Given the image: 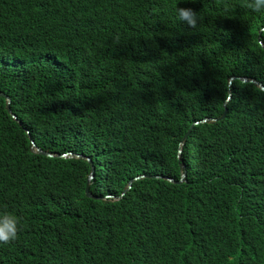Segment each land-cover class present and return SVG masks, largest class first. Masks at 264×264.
<instances>
[{
    "label": "trees",
    "instance_id": "16d2710c",
    "mask_svg": "<svg viewBox=\"0 0 264 264\" xmlns=\"http://www.w3.org/2000/svg\"><path fill=\"white\" fill-rule=\"evenodd\" d=\"M251 2L0 0V264H264V91L230 81L264 85Z\"/></svg>",
    "mask_w": 264,
    "mask_h": 264
},
{
    "label": "clouds",
    "instance_id": "9594fccd",
    "mask_svg": "<svg viewBox=\"0 0 264 264\" xmlns=\"http://www.w3.org/2000/svg\"><path fill=\"white\" fill-rule=\"evenodd\" d=\"M247 7L251 8L253 11H261L262 9H264V0H252V2L250 4L247 5ZM177 16L178 19L185 22L189 27L191 28H195L197 26L198 23V15L197 12L188 7H181L177 9ZM261 32H264V29L261 30ZM241 78V76H240ZM242 78H245V76H242ZM254 80V79H253ZM6 94V93H4ZM7 95V94H6ZM9 96V95H7ZM10 97V96H9ZM229 97L231 98V96L229 95ZM228 97L227 101L230 100ZM11 100V98H10ZM227 104V103H226ZM10 108H11V101H10ZM8 109V108H7ZM11 115L12 113H14L11 109ZM16 116L17 114L14 113ZM13 116V115H12ZM13 118H15L13 116ZM16 119V118H15ZM209 119V118H208ZM217 119V118H216ZM215 118H210V120H216ZM20 124H22V122L20 121V119L17 116L16 119ZM201 121V120H200ZM209 121V120H208ZM207 122V121H206ZM202 123V122H200ZM197 124V123H196ZM199 124V123H198ZM28 131V130H27ZM191 132V131H190ZM190 134V133H189ZM189 136V135H188ZM188 138V137H187ZM32 140V138H31ZM34 140V139H33ZM187 140V139H186ZM35 141V140H34ZM32 142V141H31ZM181 145V144H180ZM40 147V146H39ZM41 148V147H40ZM180 151V150H179ZM184 152V151H183ZM68 153V152H67ZM73 153V152H72ZM63 154V153H62ZM78 154V153H77ZM77 157V156H76ZM180 157V155H179ZM90 158V157H88ZM91 159V158H90ZM181 163L183 162V157L181 159ZM185 164V163H184ZM183 171L185 169H182ZM186 173V172H184ZM183 173V174H184ZM187 176V174H186ZM183 177V175H182ZM186 180V178H185ZM19 222L17 220L16 217L11 216V215H4L3 218H0V245H7L10 244L11 242L15 241L18 239V233H19Z\"/></svg>",
    "mask_w": 264,
    "mask_h": 264
},
{
    "label": "water",
    "instance_id": "95a60500",
    "mask_svg": "<svg viewBox=\"0 0 264 264\" xmlns=\"http://www.w3.org/2000/svg\"><path fill=\"white\" fill-rule=\"evenodd\" d=\"M235 79H239V80H241V81H243L245 83H253L257 87H259L261 90L264 91V85L261 82H258L256 80L249 79V78H242V76H241V78H240V76H238V78H231L230 81L232 82ZM229 92H230V95H231V91H229ZM1 95L6 96V98H7V108H8L9 111H11V108H10V98L6 94H4V93H0V96ZM229 99H230V97H229ZM225 107L226 108H225L224 113L220 117L217 118L218 120L219 119H223L225 117V114L227 112V105H226V103H225ZM12 115L17 119V116L14 113H12ZM208 120H209L208 118H204L201 121H197L196 123L198 124L200 122H206ZM190 131H191V128L186 132V135H185L184 139L181 142L180 151H179L180 159H182V157H183V151H184V148H185V145H186V139H187ZM31 141H32V146L34 147V151L35 152L41 153V154H45V155H48V156H57V154L44 151L42 148H40L36 144V142L33 139ZM61 156L62 157H74V156L80 157L81 155L80 154H77V153L68 152V153L61 154ZM88 159H89L90 163L92 164V169H91V173H90V176H89V179H88V183H87L86 194H87V197H89V198L97 199L98 197H96L95 195H93L92 192H91V181L95 177V167H94L93 161L90 158H88ZM182 169H185V164L184 163H182ZM144 177H145L144 175H140V176H137V177L129 180L128 183H127L126 189L123 191L122 195H120L119 197L107 196L106 198H112V199H115V200L121 199L122 196L125 194V192H127L130 189L132 182H134V181H136L138 179H142ZM185 178H186V173L183 174L182 180H180V181H176V180L171 179V178H167V179H169V181L174 182V183H183V182H185Z\"/></svg>",
    "mask_w": 264,
    "mask_h": 264
}]
</instances>
